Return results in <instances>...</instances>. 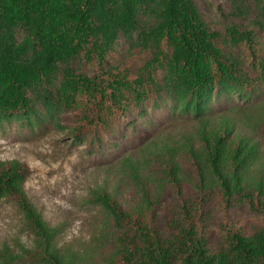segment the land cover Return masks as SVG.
<instances>
[{
    "label": "trees",
    "instance_id": "16d2710c",
    "mask_svg": "<svg viewBox=\"0 0 264 264\" xmlns=\"http://www.w3.org/2000/svg\"><path fill=\"white\" fill-rule=\"evenodd\" d=\"M205 1L0 0V116L35 112L37 97L50 104L46 80L59 75L74 91L66 103L73 137L108 136L111 121L147 96L166 104L167 94L166 123L181 120L175 134L148 143L141 154L126 144L113 157L121 183L113 193L99 185L92 199L109 211L116 245L102 247L98 258L67 260L56 243L61 229L44 219L25 189L29 166L0 160V203L16 206L34 236L23 258L33 264H264V230L248 225L250 212L264 217V97L244 105L227 99L226 108L222 100L210 104L215 91L264 85V0H209L215 12ZM123 39L133 50L148 49L141 67L127 57L115 65L107 60ZM83 51L88 72L60 67ZM142 133L132 137L136 146ZM123 183L131 191L126 206L118 195Z\"/></svg>",
    "mask_w": 264,
    "mask_h": 264
},
{
    "label": "rangeland",
    "instance_id": "374dc122",
    "mask_svg": "<svg viewBox=\"0 0 264 264\" xmlns=\"http://www.w3.org/2000/svg\"><path fill=\"white\" fill-rule=\"evenodd\" d=\"M202 5L207 11H217L216 5L209 0ZM115 47L107 58L112 65L127 57L141 67L150 56L148 49L137 47L133 50L125 40L118 41ZM246 50L244 47L245 54ZM59 64L62 68L69 64L70 67L80 66L87 72L90 70L84 51L75 61ZM164 73L165 69L159 67L156 73L159 81L163 82ZM45 86L50 93V104L37 97L33 104L35 112L0 116V160H17L29 166L31 173L25 189L44 219L52 227L61 229L56 243L66 259L98 258L102 247L113 249L116 245L109 211L92 199L93 191L99 185L107 183L106 188L113 193L121 183L119 166L113 157L126 144L140 152L141 148H148V143L162 141L167 135L175 134L181 127V120L166 123L170 118L168 112L172 110L167 94L163 99L167 105L159 98L147 96L140 107L129 109L125 118L111 121L112 130L108 136L97 133L73 137L71 126L74 119L66 104L74 96L73 89L64 84L63 76L59 75L49 77ZM217 94L215 91L210 101L216 107L220 100L227 99L241 105L256 103L264 97V85L252 92L227 88L220 96ZM226 101L224 108L228 107ZM175 112L178 116H186ZM157 123L166 124L157 128L153 136L146 134L147 130L155 129ZM142 129V136L139 139L135 137L134 142L139 145L136 146L132 137ZM142 141H147L146 146ZM260 152L264 154V145ZM130 193V187L123 183L118 195L125 206ZM174 213L179 215L177 210ZM249 214L250 229L264 230V217L252 212ZM33 246L34 236L27 231L23 214L11 202L3 200L0 203V264H33L22 257L24 250Z\"/></svg>",
    "mask_w": 264,
    "mask_h": 264
}]
</instances>
